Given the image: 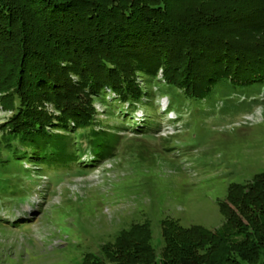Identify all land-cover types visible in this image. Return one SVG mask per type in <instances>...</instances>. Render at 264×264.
Returning <instances> with one entry per match:
<instances>
[{
	"label": "rangeland",
	"instance_id": "obj_1",
	"mask_svg": "<svg viewBox=\"0 0 264 264\" xmlns=\"http://www.w3.org/2000/svg\"><path fill=\"white\" fill-rule=\"evenodd\" d=\"M259 3L239 0L235 12L257 23L263 13L257 11ZM8 22H0V133L14 107L10 97L1 99L2 90L16 81L32 48L29 37ZM206 64L198 78L225 67L224 61ZM156 75L163 84H146L134 75L142 102L128 112L114 108H127L128 101L109 98L118 96L111 88H105L106 106L92 101L93 127L109 131L115 148L101 163L88 162L93 151L87 139L76 138L84 154L68 169L38 168L25 160L0 168L4 185L22 190L14 197L0 194V264H82L86 253L92 264H158L170 252L197 256L198 246L230 226L219 203L229 191L234 199L238 186L264 176V84L215 88L206 99L195 100L168 88L162 67ZM82 82L86 92L89 83ZM36 86L31 95L55 98V89ZM38 104L47 113L46 123L60 115L50 102ZM146 121L145 133L133 131ZM69 134L79 135L78 130ZM18 196L24 200L16 201ZM210 249L205 254L218 261L221 252Z\"/></svg>",
	"mask_w": 264,
	"mask_h": 264
},
{
	"label": "trees",
	"instance_id": "obj_2",
	"mask_svg": "<svg viewBox=\"0 0 264 264\" xmlns=\"http://www.w3.org/2000/svg\"><path fill=\"white\" fill-rule=\"evenodd\" d=\"M238 1L0 0V22L9 21L11 29L26 34L32 47L21 74L2 90L1 99L10 97L14 107L0 133V168L25 160L38 168L68 169L84 154L76 138L87 139L93 151L88 162L101 163L115 148L109 131L93 127L92 101L100 99L106 106L105 88H111L119 102L128 101L127 108L122 104L114 108L128 112L135 102H142L143 91L133 80L136 73L146 84L161 85L156 74L162 67L167 87L195 100L206 99L215 88L264 84V0L257 9L263 12L257 23L235 12ZM208 60L224 61L225 67L198 78ZM125 67L131 70L124 71ZM82 80L89 83L86 92L80 89ZM36 83L39 89H55V98H38L36 91L31 95ZM45 101L60 111L50 123L47 113L39 111L38 103ZM148 126L146 121L133 131L145 133ZM73 130L79 135H70ZM3 181L0 194L13 192L14 197L22 192L20 186L7 187ZM242 186L236 198L229 191L219 203L228 212L229 227L198 246L197 256L170 252L158 264H264V176ZM209 248L221 252L218 261L207 257ZM88 256H83L82 264H92Z\"/></svg>",
	"mask_w": 264,
	"mask_h": 264
}]
</instances>
